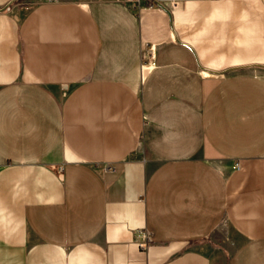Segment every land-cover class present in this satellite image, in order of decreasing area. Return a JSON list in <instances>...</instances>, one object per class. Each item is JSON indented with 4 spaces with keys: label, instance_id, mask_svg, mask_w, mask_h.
<instances>
[{
    "label": "crops",
    "instance_id": "1",
    "mask_svg": "<svg viewBox=\"0 0 264 264\" xmlns=\"http://www.w3.org/2000/svg\"><path fill=\"white\" fill-rule=\"evenodd\" d=\"M154 2L0 0V264H264V0Z\"/></svg>",
    "mask_w": 264,
    "mask_h": 264
},
{
    "label": "built area",
    "instance_id": "2",
    "mask_svg": "<svg viewBox=\"0 0 264 264\" xmlns=\"http://www.w3.org/2000/svg\"><path fill=\"white\" fill-rule=\"evenodd\" d=\"M156 0H147V3L145 4V6L148 9H152L155 6V2ZM127 2L134 8V9H139L140 8V0H127ZM157 3V2H156ZM155 56V52H154V47L151 46L149 48H145L142 52V60L145 64H150ZM236 168L238 167V165L235 166ZM136 246L138 249L140 250H145L151 243H152V236L151 233L147 232V231H139L136 233Z\"/></svg>",
    "mask_w": 264,
    "mask_h": 264
}]
</instances>
